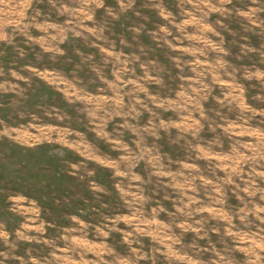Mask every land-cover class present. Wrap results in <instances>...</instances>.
Listing matches in <instances>:
<instances>
[{"label": "rangeland", "instance_id": "obj_1", "mask_svg": "<svg viewBox=\"0 0 264 264\" xmlns=\"http://www.w3.org/2000/svg\"><path fill=\"white\" fill-rule=\"evenodd\" d=\"M0 264H264V0H0Z\"/></svg>", "mask_w": 264, "mask_h": 264}]
</instances>
